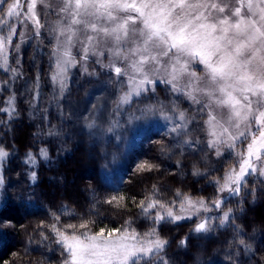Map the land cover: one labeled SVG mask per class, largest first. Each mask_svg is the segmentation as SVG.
<instances>
[{"label":"snow or ice","instance_id":"1","mask_svg":"<svg viewBox=\"0 0 264 264\" xmlns=\"http://www.w3.org/2000/svg\"><path fill=\"white\" fill-rule=\"evenodd\" d=\"M39 3L57 17L53 24L41 22L38 0H27L26 12L21 11V0H0V13L7 17L0 19V69L6 74L0 91L10 92L0 113L9 122L18 115L12 91L17 81H24L31 106L36 108L42 72L36 68L39 59L48 57L49 79L61 93L72 68L79 65L93 75L88 73V62L102 64L107 59L102 66L121 87L115 115L126 114L129 124L159 117L165 122L160 134L171 137L170 146L179 148L181 156L185 150L191 155L211 153L221 164L206 172L192 164L191 175L215 188L214 199H194L177 189L174 199L165 201L160 188L153 185L137 204L140 214L152 222L146 232H138L132 220L122 228L92 232L93 221L62 225L61 216L53 214L54 222L38 226L42 242L49 239L47 229L64 257L62 264H152L157 258L158 264H169L164 255L169 241L158 231L161 224L196 217L190 235L201 239L213 231V219L219 220V227L234 221L233 210L223 211V206L248 188V177L264 176V0H57L55 7L47 0ZM11 18L19 21V32L15 22L9 23ZM28 49H32L28 62L37 73L31 87L23 71ZM158 90L165 94L164 100ZM183 101L188 102L185 109L180 107ZM139 104L144 106L128 111ZM122 126L120 120H113L106 131L116 132ZM86 128L93 136L97 130L105 131L95 119ZM194 132L203 137H193ZM57 134L52 129L47 133ZM8 155L0 147V163ZM39 155L48 158L46 149H40ZM229 159L235 163L210 179ZM25 163L35 165L36 157L29 152ZM177 167L182 165L178 162ZM157 168L148 161L135 166L137 172ZM29 178L36 180L35 171H29ZM3 184L0 174V187ZM114 190L117 194L103 203L119 207L126 197L119 194V187ZM245 195L255 196V190ZM213 209L221 215H204ZM233 228L242 234L238 226ZM188 244L186 237L179 246ZM239 245L245 254L253 251L244 239Z\"/></svg>","mask_w":264,"mask_h":264},{"label":"trees","instance_id":"2","mask_svg":"<svg viewBox=\"0 0 264 264\" xmlns=\"http://www.w3.org/2000/svg\"><path fill=\"white\" fill-rule=\"evenodd\" d=\"M30 56L31 52L24 60ZM38 66L43 76L44 62ZM42 76L40 83L47 92V78ZM26 78L35 79L30 75ZM9 95L8 91H0V108L6 106L4 101ZM27 111L28 103L19 101L18 115L11 122L5 113H0V147L9 153L4 161L1 191L0 264H62L64 257L54 237L45 229L49 239L42 242L38 228L54 222L53 214L61 216L62 225L93 221L92 232L122 228L125 221L132 220L133 227L143 233L152 227V222L140 214L137 204L153 185L160 188L165 201L174 199L177 189L194 199L216 196L208 180L191 175L194 162L202 172L213 169L204 162L202 154L191 155L185 150V155L181 156L179 148L170 146V138L168 141L160 139L161 134L151 138L140 149L139 158L131 161L121 185L113 184L103 171L102 151L94 138L78 134L71 120L61 117L55 109L46 114L48 118H37V123ZM49 129L58 134L47 135ZM42 148L47 150V159L39 155ZM29 152L36 157L35 165L25 163ZM86 155L90 157L87 165ZM143 161L156 164L158 168L152 172H137L135 166ZM178 162L182 167H177ZM226 167L225 163L210 179L222 175ZM82 168L85 171L81 172ZM30 170L36 173L34 182L29 178ZM248 181V188L223 206V209L231 208L236 219L223 227H219V221L214 222L213 231L204 238L190 235L196 218L158 227L161 237L169 241L164 254L169 264H264V183L253 178ZM117 187L126 200L119 207L103 203L106 197L117 194L114 190ZM250 189L255 190V196L245 195ZM233 224L242 234L234 230ZM186 237L189 244L182 248L180 240ZM240 239L251 245V253H244ZM158 260H153L152 264H158Z\"/></svg>","mask_w":264,"mask_h":264},{"label":"rangeland","instance_id":"3","mask_svg":"<svg viewBox=\"0 0 264 264\" xmlns=\"http://www.w3.org/2000/svg\"><path fill=\"white\" fill-rule=\"evenodd\" d=\"M11 2L12 0H9V3ZM47 2L55 7L57 0H47ZM21 4V11L26 12L27 0H21ZM37 11L40 13L42 23L51 25L57 19L54 14H49V9L43 8V6L39 3V0L37 4ZM5 18H7L5 13H0V19ZM13 22L17 24V30L19 32V21H16L15 18L9 19V23ZM30 52L32 53V49H28V52L24 55V58H26V55ZM75 53L76 49L73 50L74 55ZM29 59L30 58L27 57V60H24L23 63V71L25 72L24 79L29 81L28 87L32 86L31 82L34 80L27 79V75H30L31 78L34 79L37 74L36 68L42 69L38 65L39 63L44 62V69L46 72L43 73V76L41 74V76H46L47 78L45 81L48 83V91L45 92L43 90L42 83H40V97L39 100L35 102L36 108L34 109L31 106V96L26 91L24 81H17L16 85L12 89V91L16 92L17 110L18 102L26 101L28 103L27 113L34 122H36V119L39 117L46 118V114L49 113L51 109H55L61 117L71 120L73 127L78 129V134L85 133L88 136V139L91 136L96 140L102 151L103 171L106 173L109 180L113 182V184L119 183V185H121V181H123L122 179H124V175L127 173L131 161H136L139 158L140 154L142 153V150L140 149L143 148L142 146L144 144H146L151 138H154L156 134H160L162 132L165 122L159 117H150L146 121H133L131 124H129L127 122L128 118L126 114L120 116L115 115V101L120 94L121 87L116 84L113 79H110L108 69L102 66V64L108 63L107 59H103L102 64H95L92 62V60L88 62V73H94L93 75L84 73L79 65L72 68L68 75L67 88L63 93H61L58 86L53 85L49 79L48 57L44 56L42 59H39L36 68H33L30 65L28 62ZM31 67L32 72L30 71ZM5 78L6 74L2 69H0V80H4ZM0 87H2V85H0ZM158 95L161 100L165 99V94L159 90ZM152 102L154 103L155 101ZM143 106V104L134 105L133 109H128V111H134L136 107L142 108ZM187 106V101H183L180 104L181 109H185ZM136 114L139 115V112ZM191 114V111H189V115ZM93 119L96 120L98 125L105 129L104 132L97 130V134L95 136L90 135L89 130L86 128V124ZM113 120H120L123 125L122 128L116 130V132L119 133L120 138H117L116 132L106 131L110 126V122ZM192 135L193 137L197 135L203 137V134L199 132H194ZM159 138L165 139L166 141H168V138L171 139V137H163L162 135H160ZM90 142L93 143L94 141L90 140ZM152 142L153 140L151 143ZM199 153L202 154L204 162L208 163L212 168H217L219 165H221L218 162L220 158L215 157L211 153H208L207 155L204 152ZM89 159V155H86V165L88 164ZM233 163H235L234 159H229L226 162L227 167L225 171ZM3 167L4 162L0 163V174L2 175L4 174ZM83 171H85L84 168H82L81 172ZM249 178H253L264 183V176L254 175L248 177V179ZM3 186L0 187V204L2 200L1 191ZM224 195L227 196V193ZM234 197H230L228 200ZM222 210L227 211L228 209ZM204 215L219 217L221 215V211L213 209L212 212L206 213ZM216 221L219 220L213 219L212 223L214 224Z\"/></svg>","mask_w":264,"mask_h":264}]
</instances>
